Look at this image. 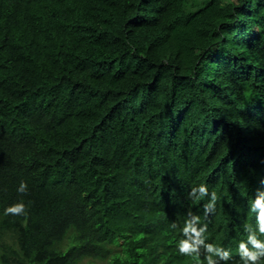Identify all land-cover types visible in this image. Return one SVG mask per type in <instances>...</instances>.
<instances>
[{
	"label": "trees",
	"instance_id": "obj_1",
	"mask_svg": "<svg viewBox=\"0 0 264 264\" xmlns=\"http://www.w3.org/2000/svg\"><path fill=\"white\" fill-rule=\"evenodd\" d=\"M262 182L264 0H0V264H194L189 211L241 264Z\"/></svg>",
	"mask_w": 264,
	"mask_h": 264
},
{
	"label": "clouds",
	"instance_id": "obj_2",
	"mask_svg": "<svg viewBox=\"0 0 264 264\" xmlns=\"http://www.w3.org/2000/svg\"><path fill=\"white\" fill-rule=\"evenodd\" d=\"M17 192L21 195L28 193V185L25 181L20 182ZM187 198L193 202L207 198V202L203 204L205 218L216 213L217 202L220 200L217 192L209 191V186L205 183L192 187ZM249 211L256 214V225L255 227L248 223L243 225L247 240L239 243L240 261L241 264H264V240L260 239L264 236V191L257 190L255 197L249 201ZM3 215L23 217L22 223L26 225L29 216L28 206L20 200L6 207ZM170 227L175 229L177 225L173 222ZM207 230L208 224L202 222L201 216L189 211L181 227L182 238L176 242L178 254L190 257L194 264H219L220 260H230L231 251L229 249L207 242ZM201 249H203V256Z\"/></svg>",
	"mask_w": 264,
	"mask_h": 264
},
{
	"label": "rangeland",
	"instance_id": "obj_3",
	"mask_svg": "<svg viewBox=\"0 0 264 264\" xmlns=\"http://www.w3.org/2000/svg\"><path fill=\"white\" fill-rule=\"evenodd\" d=\"M121 241H118L114 238L110 239L108 242V246L111 249V254L112 255H119L121 252ZM80 264H107L105 261H98V260H86L83 261Z\"/></svg>",
	"mask_w": 264,
	"mask_h": 264
}]
</instances>
